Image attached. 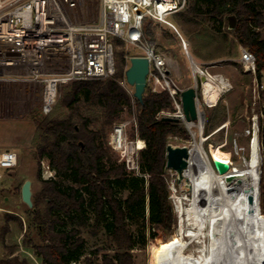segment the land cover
Wrapping results in <instances>:
<instances>
[{"label":"trees","instance_id":"obj_1","mask_svg":"<svg viewBox=\"0 0 264 264\" xmlns=\"http://www.w3.org/2000/svg\"><path fill=\"white\" fill-rule=\"evenodd\" d=\"M263 11L264 0H187L185 9L180 11L181 25L190 34L203 32L202 24L221 32L227 29L228 16L234 15L236 24L227 30L239 45L255 55L261 70L264 38L253 27L264 24ZM150 23H144L146 38ZM228 52L227 49L226 56ZM127 57L123 48L116 49L113 78L69 82L68 90L61 95L65 109L62 117L33 116L39 139L37 159H45L54 171L50 179H41L38 174L40 189L32 195L30 209L38 237L32 247L44 264H134L133 250L146 245V227L168 231L175 223L165 147L169 138H185L187 131L178 121L158 115L173 109L168 93L145 89L142 105L135 103L136 132L145 141L139 152V166L147 177L128 171L107 144L112 125L124 113H131L130 97L117 82L124 76ZM204 131H208V126ZM7 231L5 226L3 234ZM83 233L94 238L102 236L104 241L84 252ZM174 243L172 233L152 253ZM15 248L16 245L5 247L7 253L0 264H28L26 259L14 255ZM152 263L155 264L154 259Z\"/></svg>","mask_w":264,"mask_h":264},{"label":"built area","instance_id":"obj_2","mask_svg":"<svg viewBox=\"0 0 264 264\" xmlns=\"http://www.w3.org/2000/svg\"><path fill=\"white\" fill-rule=\"evenodd\" d=\"M186 1L0 0V105L16 108L19 103L22 105L26 101L36 100L40 103L41 113L46 115L61 85L72 81L113 78L115 65L111 38H119L125 45L138 50V54L130 56H141L148 60L146 89L168 93L173 109L160 111L159 116L177 118L193 141L196 137L200 140L202 135V144L205 143L208 154L211 146L222 150L229 147L225 150L230 154L226 173L234 168L249 166L253 160L258 171L256 204L264 232V69L257 68L255 55L251 51L239 46V55L230 60L238 64L242 73L250 76L249 96L245 103L247 125L242 131L233 129L230 132L233 126L227 117L205 132L203 109L215 106L222 95L232 89V84L222 73L209 72L208 65L211 63L200 64L190 60V86L196 90L194 103L197 118L186 121L180 99V92L186 87L180 86L169 72L165 53L159 51L143 33L146 20L164 23L177 33L182 48L186 50L187 43L167 19L169 15L184 10ZM253 29L260 32V27ZM200 77L217 88L218 95L213 100L205 96L203 81L197 87L196 82ZM117 82L130 97L131 116L112 125L107 144L128 171L147 177L139 166V152L145 147V141L136 132L137 111L133 87L124 76ZM200 116L201 131L195 124ZM237 121L236 118L235 124ZM128 126L135 130L133 139L127 137ZM218 132H222V140L212 144L210 138ZM232 157L236 159L237 166L233 165ZM17 161L15 151L0 150V170L15 167ZM40 164L44 179L54 177V171L45 159L40 160Z\"/></svg>","mask_w":264,"mask_h":264},{"label":"rangeland","instance_id":"obj_3","mask_svg":"<svg viewBox=\"0 0 264 264\" xmlns=\"http://www.w3.org/2000/svg\"><path fill=\"white\" fill-rule=\"evenodd\" d=\"M180 13L181 12L171 14L167 17V19L175 24L179 31L187 38L188 35L184 33L181 25L182 16ZM207 29L208 32L212 33L213 30L211 31L210 28ZM149 30L150 34L147 36L148 41L150 40L151 43H153L160 50L162 49L175 53V56L179 59V64L181 66V77L178 78L179 85L183 86L185 84L192 83V77L188 69L189 61L187 60L188 58L186 59L185 51L181 46L177 33L166 24L155 22H151L149 24ZM206 33L207 32L204 34L206 35ZM260 34L264 37V24L260 27ZM220 35H226V48L230 52H228V56L222 60L208 62L211 63V65H208V71L211 73H222L227 76L232 84V89L222 95L215 106L203 109L205 116L203 129L208 126L209 131L228 117L232 121L231 126H233L230 129V132L233 129L242 131L247 125L245 117V103L247 101V97L249 96L248 85L250 76L242 73L238 64H236L233 60H230L231 58H236L239 55L240 46L235 41L231 31L224 28L220 32ZM111 40L115 46L114 52L116 49L119 50L123 48V51L127 53V56L138 54V50L135 47L125 45L119 38L112 37ZM189 40L190 51H193L192 47L194 46L202 52H207L209 48V44L207 43L213 42L204 41V38L197 34L190 37ZM128 64L129 62L127 61L126 66H128ZM67 85L68 83L61 85L58 89L57 96L52 104L51 110L47 113L51 117L60 118L63 116L65 109L61 105L60 100L62 93L68 90ZM34 115L38 117L45 116L41 113L40 103H37L36 100L26 101V103L22 105L19 103L16 105V108H14L13 115H0V150L3 148L9 149L13 146L18 157L17 165L15 167L8 170H0V259L7 253L5 249L6 246L16 245L14 255H17L19 259H26L28 264H44L35 254L32 247V244L38 243V237L35 227L31 223V210L24 203H22L20 199V186L25 179L31 180L32 195L40 189L38 174L41 179H44L40 160L37 159L39 139L35 133V125L33 121ZM130 116V113L126 112L122 115V118L119 121L127 120ZM236 118L238 121L235 124L234 121ZM184 129L187 131V137H171L167 143L172 145L190 146L193 140L188 130L185 127ZM126 134L129 139H133L135 137L134 130L131 126L127 127ZM196 139L199 140L198 137H196ZM221 140L222 132H218L210 138V142L212 144L220 142ZM203 148L206 151L205 143H203ZM227 149H229V147L223 148V150ZM231 160L233 165L237 166L236 159L232 157ZM166 171L169 199L172 206V212L175 216V223L168 231L153 228L151 226L146 227V245L143 249L136 248L133 250L134 264H153V259L155 260V264H157L160 251L153 254V249H155L160 243L167 240L172 233H175L176 243V239L180 233L181 226L178 219V212L187 202L184 200L179 202L176 199V195L182 192L183 181L177 183L175 180V172L171 169H167ZM262 207H264V204ZM144 213H147L146 201L144 204ZM19 222H21L22 227ZM5 226L8 227V231L3 234V228ZM83 236L85 238L84 252L89 251L96 245L102 244L104 241L102 236L94 238L88 236L86 233H83ZM184 241L185 251L190 248H195V243L191 242L188 237L185 236ZM102 253L111 254L112 251L102 250Z\"/></svg>","mask_w":264,"mask_h":264},{"label":"bare ground","instance_id":"obj_4","mask_svg":"<svg viewBox=\"0 0 264 264\" xmlns=\"http://www.w3.org/2000/svg\"><path fill=\"white\" fill-rule=\"evenodd\" d=\"M202 83L205 96L213 100L217 88L207 80ZM195 124L201 131V116ZM202 140L201 135L187 146L182 178L188 189L176 195L179 202H187L178 212L180 233L174 245L161 248L157 264H263L264 232L256 204L258 171L253 160L249 166L230 170L234 177L226 182L225 174L213 169L209 155L227 163L230 154L214 146L208 154ZM250 191L255 202L253 213L247 202ZM185 236L195 248L184 250Z\"/></svg>","mask_w":264,"mask_h":264},{"label":"water","instance_id":"obj_5","mask_svg":"<svg viewBox=\"0 0 264 264\" xmlns=\"http://www.w3.org/2000/svg\"><path fill=\"white\" fill-rule=\"evenodd\" d=\"M228 29H233L236 24V18L234 15H229L227 18ZM188 55V54H187ZM190 60V56L188 55ZM128 66L124 70V77L126 82L133 87V96L136 101L142 105L143 94L146 89V75L148 73V60L141 56H130L128 58ZM204 80V77H200L197 80V87L200 82ZM196 96V90L193 86H188L180 92L181 106L186 121H193L197 118L194 97ZM166 120L177 121L175 117L165 116L162 117ZM210 156V162L212 167L220 174H225V181L230 182L234 174L226 173L228 164L224 161H220ZM188 148L186 145H172L166 144L165 147V167L175 172L176 182L183 181V188L188 189V183L183 180L182 172L187 165ZM20 199L28 208H32V189L31 180L25 179L20 186ZM247 202L250 204V211L254 212V196L251 191L247 195ZM34 210V209H33Z\"/></svg>","mask_w":264,"mask_h":264},{"label":"crops","instance_id":"obj_6","mask_svg":"<svg viewBox=\"0 0 264 264\" xmlns=\"http://www.w3.org/2000/svg\"><path fill=\"white\" fill-rule=\"evenodd\" d=\"M173 25L175 26V24H173ZM202 28H204L203 32H201L200 34H197V35H200V37L202 36L204 38V41H213V42L207 43V44H209L208 45L209 48H208L207 52L206 51L202 52V51L198 50L194 46L192 47L193 51H190L189 50V46H190L189 38L192 37L193 35H196V34H190V33H186L184 31V33H186L189 36V37L187 36V38H186L179 31V29L176 27L179 35L187 43L186 50L183 49L185 51L186 59L188 58V55H189L191 61L196 62V63H200V64H205V63H208V62H211V61L224 59L226 57V51H227L226 43H225V41H227V39L224 37V35H220V32H215V31L213 32L212 30H211L212 33L208 32L207 28H209V26H207L205 24H202ZM227 29H228V26H227ZM205 32H207L206 35L204 34ZM158 50L163 52V53H165L169 72L178 81V78L181 77V66L179 64V59L175 56V53H173V52H168V51L162 50V49L161 50L158 49ZM187 60L189 61L188 69H189V73H190V60H189V58ZM190 85H191V83L190 84H185L182 87H188ZM13 109L14 108H6V107H3V105H0V113L2 115H4V114L5 115H13V113H14ZM3 149H8V148H3ZM3 149H1V150H3ZM9 149L15 151L13 146L11 148H9Z\"/></svg>","mask_w":264,"mask_h":264}]
</instances>
